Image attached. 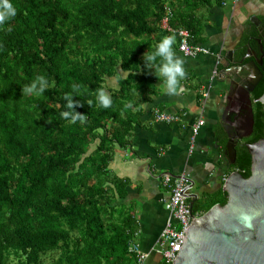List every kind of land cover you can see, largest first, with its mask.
I'll return each instance as SVG.
<instances>
[{"label":"trees","instance_id":"16d2710c","mask_svg":"<svg viewBox=\"0 0 264 264\" xmlns=\"http://www.w3.org/2000/svg\"><path fill=\"white\" fill-rule=\"evenodd\" d=\"M13 3L12 31L0 29V264H134L128 243L137 222L121 203L129 182L110 174L109 165L114 149L128 145L138 121L133 111L153 89L143 54L169 35L159 29L164 5L173 9L170 24L188 29L192 42L200 40L202 25L172 0ZM249 44L260 57L259 44ZM262 61L255 100L264 93ZM37 75L47 77L48 89L24 95ZM113 78L117 88L108 86ZM98 88L110 95V108L96 102ZM65 94L79 101L76 111L86 122L62 118ZM255 107L249 143L263 137V106ZM236 152L232 170L249 178L251 156L243 145ZM226 202L223 191L217 202H193L192 210L203 215Z\"/></svg>","mask_w":264,"mask_h":264},{"label":"crops","instance_id":"0c3cea01","mask_svg":"<svg viewBox=\"0 0 264 264\" xmlns=\"http://www.w3.org/2000/svg\"><path fill=\"white\" fill-rule=\"evenodd\" d=\"M172 1L175 10L199 20L202 34L195 43L209 53L188 58L176 48L186 73L181 82L182 93L169 95L162 91V82L150 73L154 76L153 89L133 111L138 121L134 123L128 145L114 149L109 165L110 174L129 182L127 198L121 203L136 214V239L148 253L146 264L163 262L155 252L169 217L164 208L168 194L160 182L161 174L190 176L194 182L192 203L200 207L221 198L224 181L233 172L226 145L231 136L249 126L247 101L239 93L241 88L231 83L236 75L241 76L239 84L242 83L248 71L233 66L244 67L246 60L254 58L253 53L257 55L249 43L261 37L253 32H259L264 19V0H211L208 5L206 0ZM229 54L236 61L230 65L231 69L223 58ZM113 80L108 86L117 88ZM157 111L179 116L181 120L172 124L156 122ZM198 119L204 123L194 134V148L190 152L193 127Z\"/></svg>","mask_w":264,"mask_h":264},{"label":"water","instance_id":"95a60500","mask_svg":"<svg viewBox=\"0 0 264 264\" xmlns=\"http://www.w3.org/2000/svg\"><path fill=\"white\" fill-rule=\"evenodd\" d=\"M255 25L258 27V22ZM259 32L261 38L257 42L261 56L257 57L253 53L255 60L248 64V67L254 69L258 79L252 80L241 90L248 104L250 131L253 124L250 95L262 77L259 67L264 57L263 28H259ZM247 53L250 56V51ZM223 58L228 69L236 63L230 54ZM231 79V83L237 86L241 76L236 75V78ZM256 102L264 106V93ZM240 136V132L237 136H231L226 145V154L231 165L235 164L237 156L235 138ZM246 147L251 156L250 177L244 178L239 171H234L225 179L223 191L227 194L226 204H216L195 218L184 246L173 264H264V137ZM243 214L251 218V226L241 220Z\"/></svg>","mask_w":264,"mask_h":264},{"label":"built area","instance_id":"2783aa9c","mask_svg":"<svg viewBox=\"0 0 264 264\" xmlns=\"http://www.w3.org/2000/svg\"><path fill=\"white\" fill-rule=\"evenodd\" d=\"M234 1L237 2L239 0ZM163 9L164 15L159 22V29L166 34L177 37V50L183 56L194 58L197 55L209 53L203 46L192 42V34L188 29L173 27L170 24L173 9L168 4H165ZM215 75L216 72H214ZM154 120L156 122L172 124L178 123L181 118L157 111L154 114ZM203 123L202 119H198L193 127L190 152L194 148V134H197ZM159 179L168 194V199L164 202V208L169 217L160 233L155 252L161 256L165 264H173L184 246L187 233L193 225L195 218L200 217L202 214L195 213L192 210L194 182L190 176L185 173L176 176L163 173ZM137 235L138 233L136 232L133 239L129 241L128 253L133 257L134 264H146L148 253L144 252L136 241Z\"/></svg>","mask_w":264,"mask_h":264},{"label":"clouds","instance_id":"9594fccd","mask_svg":"<svg viewBox=\"0 0 264 264\" xmlns=\"http://www.w3.org/2000/svg\"><path fill=\"white\" fill-rule=\"evenodd\" d=\"M17 15V7L13 0H0V29L11 32L12 21ZM174 35L162 36L151 51H146L143 54L144 67L152 72L161 82L162 91L169 95L182 93L184 88L181 82L184 80L186 73L183 67V60L179 58L174 49ZM49 87V81L44 75H37L30 84L23 87L24 95H32L34 97L41 96ZM73 92L79 93L80 86L73 85ZM96 102L102 108H110L112 99L104 88H98L95 92ZM66 111L62 112V118L75 124L77 121L86 122V115L76 111V106L80 105L78 100H73L71 94H65ZM91 103V101H89ZM131 107V104L128 105ZM241 220L247 225H250L251 218L243 214Z\"/></svg>","mask_w":264,"mask_h":264},{"label":"flooded vegetation","instance_id":"af4514ba","mask_svg":"<svg viewBox=\"0 0 264 264\" xmlns=\"http://www.w3.org/2000/svg\"><path fill=\"white\" fill-rule=\"evenodd\" d=\"M260 33V32H259ZM260 36H261V34H260ZM261 38V37H260ZM253 60H255V57L253 58V59H251V61H253ZM251 61H246V63L244 64V67L243 68H245L246 69V71H248V73L246 74V78L242 81V83H240L239 85H238V87H240L241 89H240V91H239V93H240V95L241 96H243L242 95V87H246L252 80H255V79H258V76H256V73H255V71H254V69H252L251 67H248V64L251 62ZM262 66V65H261ZM260 66V67H261ZM259 67V68H260ZM261 70V69H260ZM262 71V70H261ZM262 79H263V72H262V77L259 79V81H258V83H257V85L254 87V89H253V91H252V93H251V95H250V97H251V101H252V105H251V108H252V113H253V124H252V131H250L249 130V126H248V129L247 130H245L244 132H242V136H240V138H235V144H236V150L237 149H239L240 148V146H247L248 144H254V143H257L258 141H260L263 137H264V129H263V137L262 138H260L259 140H257V141H255V142H252V143H249L247 140L250 138V137H252V135H253V130H254V127H255V123H254V116H255V109H256V107H255V103H256V100L253 98V96H254V92H255V90H256V88L259 86V84L261 83V81H262ZM262 105V104H261ZM263 106V105H262ZM263 113H264V106H263ZM244 112H246V110H244ZM248 114H249V112H248ZM235 134V133H234ZM241 135V134H240ZM233 136H235V135H233ZM232 136V137H233ZM236 136H237V134H236ZM247 148V147H246Z\"/></svg>","mask_w":264,"mask_h":264},{"label":"rangeland","instance_id":"374dc122","mask_svg":"<svg viewBox=\"0 0 264 264\" xmlns=\"http://www.w3.org/2000/svg\"><path fill=\"white\" fill-rule=\"evenodd\" d=\"M114 82H115V81L112 79V80L109 81L108 85L111 86ZM133 214H134L135 217H136V214L134 213V211H133ZM136 241H137V239H136Z\"/></svg>","mask_w":264,"mask_h":264}]
</instances>
